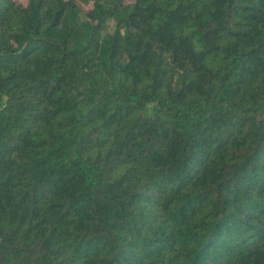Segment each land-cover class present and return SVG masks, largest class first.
Instances as JSON below:
<instances>
[{"label":"trees","instance_id":"1","mask_svg":"<svg viewBox=\"0 0 264 264\" xmlns=\"http://www.w3.org/2000/svg\"><path fill=\"white\" fill-rule=\"evenodd\" d=\"M0 264H264V0H0Z\"/></svg>","mask_w":264,"mask_h":264}]
</instances>
